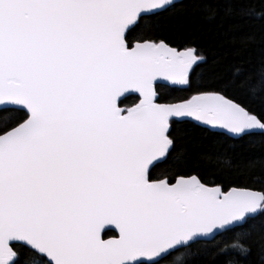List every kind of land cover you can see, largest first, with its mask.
<instances>
[{
    "label": "snow or ice",
    "instance_id": "obj_1",
    "mask_svg": "<svg viewBox=\"0 0 264 264\" xmlns=\"http://www.w3.org/2000/svg\"><path fill=\"white\" fill-rule=\"evenodd\" d=\"M259 4L0 0V264H264V158L215 153L260 173L262 190L225 191L191 151L264 136V32L240 36L258 60L225 78L183 31L197 12L264 19Z\"/></svg>",
    "mask_w": 264,
    "mask_h": 264
},
{
    "label": "trees",
    "instance_id": "obj_2",
    "mask_svg": "<svg viewBox=\"0 0 264 264\" xmlns=\"http://www.w3.org/2000/svg\"><path fill=\"white\" fill-rule=\"evenodd\" d=\"M207 3H217L218 0H206ZM257 8L260 7L259 0H256ZM240 24V31H232V25ZM184 33L189 38H194L195 43L204 49V54L208 57V64L205 66L209 75H221L225 78L231 75L234 67L251 58L252 63L245 65L251 68L258 60V49L251 46L243 55H236L237 48L240 47L239 38L241 35L250 33L259 36L264 32V19L259 17L251 19H229L224 17L221 10L214 19L205 18L202 12H197L190 16L188 22L184 25ZM173 96H188L190 92H175ZM238 99L245 100L246 94L244 90H238L233 93ZM136 100L135 96H130L126 101L127 105H131ZM257 111H259V106ZM197 143L194 149H191L193 155H205L201 159V168L199 169L202 179L209 183L220 184L226 191L231 187L247 186L254 190H262L259 181V171L251 178H238L235 173H229L227 166L222 164L216 157L215 153L222 152L229 145H233L232 151L238 154L242 159L264 158V136L256 135L246 137L243 141L232 140L225 136H209L198 135ZM230 233L217 236L215 241L209 242V252L213 251L212 245L222 244L230 238ZM194 264H211L208 256H200Z\"/></svg>",
    "mask_w": 264,
    "mask_h": 264
},
{
    "label": "water",
    "instance_id": "obj_3",
    "mask_svg": "<svg viewBox=\"0 0 264 264\" xmlns=\"http://www.w3.org/2000/svg\"><path fill=\"white\" fill-rule=\"evenodd\" d=\"M231 188H232V187H231ZM229 189H230V188H229ZM229 189H228V190H229ZM253 190H254V189H253ZM226 191H227V190H226Z\"/></svg>",
    "mask_w": 264,
    "mask_h": 264
}]
</instances>
